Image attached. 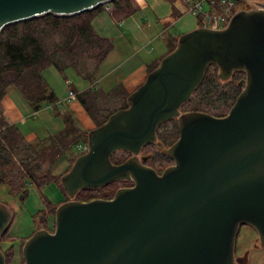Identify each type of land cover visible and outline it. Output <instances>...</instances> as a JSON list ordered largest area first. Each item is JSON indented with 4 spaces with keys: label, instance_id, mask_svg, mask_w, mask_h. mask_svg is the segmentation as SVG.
<instances>
[{
    "label": "water",
    "instance_id": "water-1",
    "mask_svg": "<svg viewBox=\"0 0 264 264\" xmlns=\"http://www.w3.org/2000/svg\"><path fill=\"white\" fill-rule=\"evenodd\" d=\"M113 0H0V33L46 15L70 17ZM210 65L228 81L243 73L241 93L216 118L180 111ZM177 120L179 138L163 152L162 174L144 165L143 147ZM160 146V145H159ZM86 151L60 178L69 198L54 213L52 233L40 227L24 243V264H240L242 225L264 250V8L239 11L220 30L182 34L176 48L127 97V107L88 131ZM119 151L130 157L114 165ZM118 181L111 200H74ZM13 220L0 203V238ZM0 264H6L0 249Z\"/></svg>",
    "mask_w": 264,
    "mask_h": 264
},
{
    "label": "trees",
    "instance_id": "trees-1",
    "mask_svg": "<svg viewBox=\"0 0 264 264\" xmlns=\"http://www.w3.org/2000/svg\"><path fill=\"white\" fill-rule=\"evenodd\" d=\"M182 2L185 4L183 0ZM109 3L112 6L110 13L115 19L122 18V15L125 16L132 10L127 0H113ZM239 6L238 1L235 5L237 10ZM103 7L98 6L92 11L70 17L46 15L9 25L0 33V186H7L11 196L23 199L29 187L39 190L49 184H55L64 194L60 178L84 152L69 157L68 166L59 175L53 174V163L60 155L66 154L71 146H86L88 131L79 129L72 119L66 118V128L59 134L40 141L41 149H36L8 119L2 104L7 89L12 86L17 88L33 111H37L44 105L57 101L42 75L48 68L57 70L66 81L65 71L74 68L82 79L93 85L95 72L112 49L111 41L97 34L92 25L95 16ZM215 11H218V8ZM178 37L172 40L169 51L155 61L148 73L176 48ZM218 73L215 65L208 67L201 84L190 100L181 107L182 113L201 112L216 118L228 114L241 93L239 84L245 79V75L233 73L228 81H221ZM128 96L129 93L121 85L106 92L91 87L77 93L78 101L95 127L104 124L116 111L126 108ZM156 137V143L143 147L140 156L144 158V165L162 174L173 164L163 150L171 147L179 138L177 120L161 124ZM149 154L152 155L150 161ZM129 157V153L119 151L114 153L110 160L112 164L118 165ZM132 186V182L118 181L98 190L80 191L74 200L79 202L111 200L118 189ZM67 201L69 198L64 194L63 201L56 204L46 203L45 209L35 216L40 228L52 233L54 213ZM28 239L22 240L19 245L18 252L22 264L24 262L21 250ZM12 242L7 232L0 238V249L5 256L6 264H10L14 257ZM2 244L7 246L6 249L2 250Z\"/></svg>",
    "mask_w": 264,
    "mask_h": 264
},
{
    "label": "rangeland",
    "instance_id": "rangeland-1",
    "mask_svg": "<svg viewBox=\"0 0 264 264\" xmlns=\"http://www.w3.org/2000/svg\"><path fill=\"white\" fill-rule=\"evenodd\" d=\"M255 1L264 3V0ZM144 2L146 6L140 7L141 3L139 0H127L132 10L129 14L125 16L122 15V18H119V20H123V22L120 21L118 23L120 24L119 29H121V32L126 35L130 42V50L139 51V58H142L143 61L148 59L146 53L152 49H156L157 51L156 54H154V57H156L154 61H157L166 54L171 48L172 44L168 45V43L174 31L178 33L180 37L184 33L201 27L199 19L187 12V8L182 0H144ZM239 3L240 5L244 4L243 0ZM103 6H106L110 10L112 8L110 3L104 4ZM150 26L152 27L151 33L157 37L156 44L149 45V43L146 44L145 40L135 41V39H132L134 33L139 37L140 35L142 36L141 32H139L140 28L149 36ZM127 33L132 34V38L128 37ZM110 41L112 44L111 51L120 49L118 47L122 45L121 41H116L114 39ZM115 63L116 61L101 63L102 65L99 66L97 72H95L93 76L94 81L97 77L103 75L104 72L107 73L113 68ZM42 75L48 84L49 91L54 94L57 101H62L63 97L67 96L69 91L77 93L81 91L83 87L91 85L90 82L82 79L74 68H68L65 71L67 81L54 68L46 69ZM21 96L17 88L12 86L7 89L6 96L2 102L7 112L8 119L13 120L19 131L22 129V126L35 121L31 116L33 111L31 107H29L27 111H23L20 107L21 100H24ZM68 114L69 113H67L66 116H69ZM23 121L24 123H22ZM79 127L82 129L84 126L79 124ZM23 135L29 139L30 143L36 149H41V143L38 138L29 137L28 134ZM78 153L77 146L73 145L66 154L60 155L53 163V174L59 175L62 173L69 164V157ZM57 189L58 187L55 184H49L39 190L29 187L26 196L20 199L19 196H11L7 186H0V203L6 205L13 214L11 226L7 231V236L13 241L11 244H13L14 247V257L12 261H10V264H22L18 252L20 242L26 238H30L37 228L40 227L35 216L45 209L46 203L56 204L58 203L57 201H60L57 194L59 191ZM60 193L63 196L65 194L61 191ZM51 220L52 219H50L49 222L50 227L52 226ZM6 247L5 244L1 245L2 250L6 249ZM235 258L240 261V264H264V250L259 246L256 232L247 225H242L239 229L235 245Z\"/></svg>",
    "mask_w": 264,
    "mask_h": 264
},
{
    "label": "crops",
    "instance_id": "crops-1",
    "mask_svg": "<svg viewBox=\"0 0 264 264\" xmlns=\"http://www.w3.org/2000/svg\"><path fill=\"white\" fill-rule=\"evenodd\" d=\"M139 2L141 3L140 7L146 6L144 0H139ZM105 8L106 6H104L103 9L95 16L93 21V28L101 37L107 38L109 40L114 39L116 41H121L122 45L118 47L120 49H114L109 52L104 59L105 62H102L103 64L116 61V63L113 65L114 67L111 68L107 73L104 72L103 75L97 77L93 85L83 87L81 91H78L77 93L83 92L91 87L106 92L113 89L117 85H121L124 90L130 94L144 82L149 68L155 63L154 60L156 59V57H154V54H156L157 51L156 49H152L148 53H146L148 59H146L145 61H143L142 58H139V51L136 52V50H130V42L128 41L126 35L121 32V29H119L120 24L118 23L120 21L123 22V20L114 19L111 16L110 11H107ZM151 28L152 27L150 26L149 36L141 28L139 29V32H141L142 34V36L140 35V37L135 33L133 38L131 37L132 34H127L128 37L135 39V41L145 40L146 44H156L157 37L151 33ZM178 35L179 34L174 31L170 36L168 45H170L172 40L177 38ZM77 93L75 94L77 95ZM22 99L24 98L22 97ZM21 101L22 102L20 104V107L23 109V111H27L30 107L29 104L25 100ZM67 113H69V116H66ZM31 114L35 121L22 126V131H20L22 135L28 134L29 137L36 139L38 138L39 141L62 132L66 128V118L72 119L74 124L79 129H81L79 127V124H82L84 127H82L81 130L90 131L95 128L94 122L91 120L78 99L68 101L67 96H64L62 101L58 100L54 104L44 105L39 110L32 111ZM9 121L11 124L15 125L13 120ZM22 123H24V121ZM24 137L26 138V136ZM27 140L29 141V139ZM57 190L60 193V189L58 188ZM59 193L57 192L60 201L57 202H61L64 200V196Z\"/></svg>",
    "mask_w": 264,
    "mask_h": 264
},
{
    "label": "built area",
    "instance_id": "built-area-1",
    "mask_svg": "<svg viewBox=\"0 0 264 264\" xmlns=\"http://www.w3.org/2000/svg\"><path fill=\"white\" fill-rule=\"evenodd\" d=\"M186 4L187 12L196 16L201 27L212 30H220L227 26L229 20L239 12L235 5L239 0H183ZM218 8V11L215 9ZM110 11L109 8H105ZM214 10V11H212ZM77 95L70 91L67 95L68 101L76 100ZM79 152H85L86 146L78 145Z\"/></svg>",
    "mask_w": 264,
    "mask_h": 264
},
{
    "label": "flooded vegetation",
    "instance_id": "flooded-vegetation-1",
    "mask_svg": "<svg viewBox=\"0 0 264 264\" xmlns=\"http://www.w3.org/2000/svg\"><path fill=\"white\" fill-rule=\"evenodd\" d=\"M241 0H239V2H240ZM252 0H243V2H244V4L243 5H240L239 6V10L238 11H251V10H254V9H258V8H260V7H262L263 6V8H264V3H262V2H257V1H252ZM240 4V3H239ZM160 147V146H159ZM140 158H142L141 156H140ZM152 158V155L151 154H149V161H150V159ZM150 167V166H149ZM151 168V167H150ZM153 169V168H152ZM158 174V173H157ZM158 175H160V174H158Z\"/></svg>",
    "mask_w": 264,
    "mask_h": 264
}]
</instances>
